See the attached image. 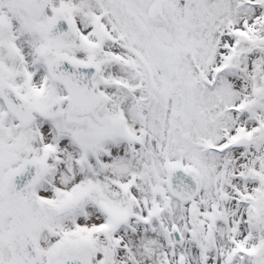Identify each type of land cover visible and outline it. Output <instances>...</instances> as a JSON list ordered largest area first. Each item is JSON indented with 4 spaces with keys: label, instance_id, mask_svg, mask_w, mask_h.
Masks as SVG:
<instances>
[{
    "label": "snow or ice",
    "instance_id": "snow-or-ice-1",
    "mask_svg": "<svg viewBox=\"0 0 264 264\" xmlns=\"http://www.w3.org/2000/svg\"><path fill=\"white\" fill-rule=\"evenodd\" d=\"M0 264H264V0H0Z\"/></svg>",
    "mask_w": 264,
    "mask_h": 264
}]
</instances>
